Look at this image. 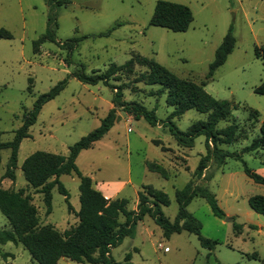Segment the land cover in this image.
I'll list each match as a JSON object with an SVG mask.
<instances>
[{"label":"rangeland","instance_id":"374dc122","mask_svg":"<svg viewBox=\"0 0 264 264\" xmlns=\"http://www.w3.org/2000/svg\"><path fill=\"white\" fill-rule=\"evenodd\" d=\"M156 1L0 0V28L11 34V38L0 37V142L12 140L24 112L32 108L38 95L66 79L60 92L42 105L28 128L29 136L21 140L14 179L5 176L10 150H0V188L29 194L39 226L51 224L62 232L77 221L79 180L72 173L60 175L68 199L54 187L51 211L46 213L43 195L24 178L23 160L37 150L67 155L69 146L96 128L113 106L114 88L102 82L83 83L71 75L75 71L102 72L111 63L120 65L139 54L180 78L200 83L217 47L232 28V50L214 69L204 89L235 107L232 116L241 136L237 142L220 144L221 149L239 152L257 135L264 120V94L253 89L264 81V63L255 57L254 50L264 45V0H166L191 10L193 18L185 31L149 24ZM47 27L54 41L45 40L34 52L32 42ZM145 70V66L135 64L130 75L117 74L109 82L123 84L122 101L154 108L157 123L134 119L118 108L117 119L107 133L78 153L77 168L101 193L112 199H127L130 210L136 208L141 185L149 184L169 198L161 211L172 222L178 211L175 192L190 183L191 189L204 188L212 194L224 216L214 215L207 200L194 195L185 208L201 223L200 233L217 241L213 248L201 246L198 237L187 231L165 236L145 214L136 221L134 234L111 249L112 259L120 264H264V215L254 212L247 203L251 195H264V186L246 176L241 160L227 157L219 164L212 153L207 168L198 176L199 160L207 153L205 135L196 136L192 146L178 144L168 130L166 117L173 107L166 103V94H156L159 85L132 81ZM251 110L258 112V121L251 119L253 115L248 119ZM206 117L205 112L188 109L172 121L185 131ZM231 122L230 118L220 120L216 128ZM241 157L252 170L263 167L264 151L244 152ZM148 161L164 167L168 177L148 170ZM98 183L107 185L106 189H99ZM9 227L0 211V229ZM3 252L10 256L4 259ZM128 252L130 258L125 260ZM5 263L38 264L22 245L12 242L0 243V264ZM56 264L89 263L63 257Z\"/></svg>","mask_w":264,"mask_h":264},{"label":"trees","instance_id":"16d2710c","mask_svg":"<svg viewBox=\"0 0 264 264\" xmlns=\"http://www.w3.org/2000/svg\"><path fill=\"white\" fill-rule=\"evenodd\" d=\"M192 18V12L188 6L166 0H157L149 24L172 31H185ZM0 37L11 38V34L9 31L0 28ZM45 40L54 41L53 32L49 27L32 42L33 51L38 52L39 45ZM233 44L232 28H229L216 49L214 60L209 64L205 80L200 83L180 78L165 66L139 54L132 55L120 65L111 63L102 72L93 70L87 74L83 69L73 72L71 75L83 83L96 84L102 82L114 88L113 106L109 108L96 128L69 146L67 155L37 150L23 160L21 170L27 183L43 195L46 213L51 211V191L54 187H57L66 200L68 199L67 191L60 182L59 176L69 173L75 174L79 180L80 205L76 212L78 222L62 232L51 224L39 226L37 211L31 204L29 194H23L21 190L0 188V211L10 226L8 229H0V243L12 242L16 245H22L38 264H56L63 257L71 261L89 264H120L112 259L111 249L117 246L124 237L132 236L136 221L148 214L163 229L165 236L172 232L187 231L198 237L201 246L208 249L213 248L217 241L206 238L200 233L201 223L185 208L192 196L199 195L207 200L214 215L223 217L224 213L216 204L212 194L206 189L201 188L195 191L190 188V183H188L183 189L177 190L175 195L178 201V211L171 222L161 211V205H167L170 202L167 195L161 190L149 184L141 185V189L137 192L136 208L130 210L127 208V199L123 197L105 198L100 190L94 188L91 178L83 175L77 168L75 159L81 150L91 147L94 142L107 133L117 119L118 108L131 114L134 119L144 118L151 125L157 123L154 108L149 109L136 101H122L123 84L115 86L109 82L110 78L117 74L130 75L135 64H139L145 66L146 70L135 75L132 81L147 85H159L156 94H166V103L173 107V110L166 117L168 130L178 144L192 146L196 136L205 135L207 153L199 160L196 168L198 176L202 175L206 168L209 153H212L215 161L219 164H222L227 157L241 160L246 176L255 183L264 185V175L249 168L241 157L244 152L264 151V121L261 122L257 135L239 152L221 149L220 144L235 142L241 136L240 131H237V123L232 116V109L235 107L227 100L215 99L204 89L206 82L212 78L214 69L223 63L227 54L232 50ZM254 54L264 63V45L256 46ZM65 84L66 79L60 80L49 90L38 95L32 108L24 112L22 123L15 130L12 140L0 142V150L4 148L10 150L5 171L6 177L14 179L19 144L23 138L29 136L28 128L36 121L42 105L56 96ZM253 91L257 94H264V81L254 87ZM188 109L205 112L207 117L205 120L193 122L187 130L181 131L175 126L172 118L179 117ZM257 115L256 110H251L248 119L252 116L251 119L256 121ZM229 118L232 121L230 124L216 128L218 121ZM154 142L159 143L158 140ZM162 148L167 150L165 147ZM262 163L264 167V161ZM146 166L148 170L157 172L162 177H168L166 169L156 162L148 161ZM247 203L254 212L264 215L263 194L249 196ZM68 210H71L69 204ZM1 256L5 259L10 256V253L3 252ZM129 258L130 253L128 252L124 259L128 260Z\"/></svg>","mask_w":264,"mask_h":264},{"label":"crops","instance_id":"0c3cea01","mask_svg":"<svg viewBox=\"0 0 264 264\" xmlns=\"http://www.w3.org/2000/svg\"><path fill=\"white\" fill-rule=\"evenodd\" d=\"M256 121H258V115H257V118H256ZM262 121H264V120H262ZM261 121V122H262ZM261 122H260V124H261ZM260 124H259V126H260ZM258 130H259V127H258ZM245 139V138H244ZM235 142H237V141H235ZM254 152H257V151H254ZM258 152H262L261 150H258ZM207 168V167H206ZM205 168V169H206ZM257 171V170H256ZM259 174H261V175H264V167H261L260 169H258V171H257ZM106 184V183H105ZM261 185V184H260ZM264 186V185H263ZM98 187H99V189H106V187H107V185H103V183H98ZM101 191V190H100ZM102 194L104 195V197L105 198H110V199H112L111 197H113V196H111V197H109L108 195H106L105 193H103L102 192ZM77 222H78V218H77V221L74 223V224H72V225H75V224H77ZM71 226V225H70ZM69 226V227H70ZM67 229V228H66Z\"/></svg>","mask_w":264,"mask_h":264}]
</instances>
